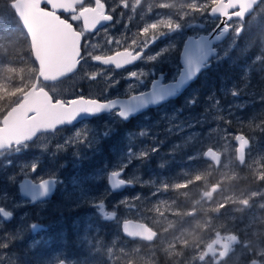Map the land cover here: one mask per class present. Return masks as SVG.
Here are the masks:
<instances>
[{"label": "rangeland", "instance_id": "obj_1", "mask_svg": "<svg viewBox=\"0 0 264 264\" xmlns=\"http://www.w3.org/2000/svg\"><path fill=\"white\" fill-rule=\"evenodd\" d=\"M215 1L161 0L160 3H156V6L162 9V12L154 14V20L145 25L139 32L126 28L117 35L114 44L110 41L108 45H103V47L97 44L98 41L90 42L89 51L95 52L104 48V52L107 53L118 47L140 49L155 40L157 46H152V52L147 54L142 62L135 67L115 71L104 67H94L92 63L84 62L74 75L54 83H40L39 86L48 91L54 100H62L66 103L76 97L107 101L115 97H126L145 92L151 83L149 78L151 72H160L161 67L159 64L164 65L169 79L172 80L178 75L180 65L178 57L176 58L171 54L180 48L182 40L187 36H193L200 32L195 23L204 24L207 29H210L211 20L206 12L207 8ZM259 7L251 16L252 18L259 12L264 13V0H261ZM144 16L145 12H142L141 17ZM131 18L132 15L128 16L126 20L128 21ZM252 18L246 19L245 23H251ZM238 26L239 23L235 25L233 34L228 37L225 43L218 47L216 60L228 58V50L235 45L237 37H239H236ZM260 61H262L260 67L249 66L245 62L244 66L237 64L233 69L241 71L242 80L248 82L253 79L262 80L259 86L264 88V70H262L264 69V59ZM226 65L229 66L228 63ZM235 74L237 75V72ZM256 86L258 84L251 83L249 91L244 93V95L246 98H254V101L263 100L264 89L259 93V91L257 92L253 89ZM236 87V92H239V87ZM204 90L207 91L206 89ZM232 90L234 88L224 93L231 94ZM206 95L207 97L204 94L198 95L194 102L192 91H187L179 98L178 102H168L156 109L154 113L142 115L137 122V129L128 136L129 141H133V144L126 146L127 142L125 139V146L120 151L111 150L109 142L103 143V139L108 138L103 133L105 131L110 133L120 123L118 116L115 113H111L99 117L95 121H84L53 133L42 134L33 143L15 146L8 151L0 153V208L9 211L13 215L12 220L8 223L0 219V230H3V232H0L2 234L0 240L6 242L4 237L17 238L18 240L26 235L31 237V234L33 235L37 228L33 229L31 227L33 224L31 225L28 220L25 221V218L32 216L31 213L34 208L35 213L45 211L55 223L59 219L75 218L77 213H74V211L79 208H84V212L92 210V214L88 212L85 216L83 211L79 212L81 215L80 221L85 224V222L89 223L96 211V208L91 205L100 203L108 206V208L112 206L113 209L108 211L103 209L101 211L97 208L98 212H113V215L119 218V224L126 219L141 222L147 220L151 227L154 229L157 227L160 230L157 247H162L165 251L171 252V248L179 243L183 257L188 255V259L183 264H207L208 255L201 253L200 250L195 251L194 254H188V250H192L194 244L199 241H194L196 237L192 231L177 226L181 218H173V214L177 213L169 209L167 196L165 194L163 196L158 195L161 194L159 188H162L163 192L168 186L171 188L173 186L174 189L181 186L186 187L185 182L179 184V182L177 183L178 179L175 181L170 178L171 180L166 179L167 183L165 181L163 183V180H161L163 185L159 184L158 186L152 180V184L156 185L152 193L156 195L154 199H150L151 196L147 198L145 195L142 197V195L136 193L125 195L115 200L107 197L109 191L107 189L106 193L102 185L104 184L103 181L106 183L107 175L115 171H121L122 175L124 173L127 177L123 176L124 178L133 181L137 179V183L142 184L143 181L135 177L134 159L141 154H146L148 151L159 154L160 148L157 142L159 137H161L165 148H167L168 144L176 145L179 148L187 146L190 149V154L186 156V161L201 159V155L206 148L214 149L222 157L219 167L214 169L212 166H207L208 173L217 182L214 186L220 188L219 182L226 180L228 176L247 180L249 178L261 186L254 189L244 188L241 190L242 192L232 190L236 187L230 188L226 186L220 191H209L207 194H205V190L199 189L198 195L194 200L195 208L190 212H198V208L202 204L205 205V208L211 207L212 210L206 211L205 214L203 212V216L200 218H194L190 226L194 228L193 230H198L199 235L205 233L206 222L213 224L215 230L222 228L224 232H231L237 227V231L234 234H245L246 226L241 227L239 224L243 222L246 224L248 220L249 225V222L257 220L260 214H251L247 220L245 219L246 216L244 217L245 220H242V216H236V213H243V216L247 215L249 209L246 206L229 207L226 212L225 210L220 212V210L232 203L243 204L245 199L257 197L264 193V142L254 139L253 133L248 136L244 134L249 140L250 146L245 152L243 165L238 166L235 160L233 139L240 132H235L232 128H228L227 125L231 116L234 115V120L239 118L235 116L236 113L233 109L235 106L232 104L224 105L225 103L223 104V102L220 103L217 98L213 97V94L207 93ZM201 98L204 99L202 102H200ZM244 101L246 102L247 100ZM233 102L237 103L235 100ZM229 109L230 111H228ZM150 117L153 118L150 119ZM219 120H223L224 124L219 126ZM156 135L159 136L156 137ZM143 137H148L151 143L143 141ZM166 139H168V143H165ZM105 144H108L113 155H110L109 160H105L102 163L97 162L98 166L92 170L90 168L88 172L84 173L80 169L82 162L96 155L100 156L103 152L102 147ZM21 157L25 159H20ZM157 158L159 157L157 156ZM131 164L133 166H130ZM75 166L79 167V169H76L77 173L82 172V174L72 173L75 170ZM63 167L67 169L62 170ZM24 177L30 178L34 182L46 178H54L57 188L53 198L30 206L25 199L18 195L17 184ZM88 177L97 178L88 179ZM144 184L149 187L151 181ZM205 188H208V186ZM247 191L250 192L247 193ZM184 196L186 195L184 194ZM157 204H160L159 210L157 209ZM32 206L35 207L32 208ZM251 212L253 211L249 213ZM233 215L237 217L236 220ZM81 218H84V220ZM218 219H224V223H218ZM13 221L14 224L10 227L6 226ZM259 221L262 222L261 220L257 222ZM187 238L191 239L192 242L190 244L187 242ZM172 253L176 257L178 256V252H175V250ZM59 259L65 260L68 264L75 263L74 260L66 256L61 258L58 254L50 264H56ZM210 259L212 262L216 261V257Z\"/></svg>", "mask_w": 264, "mask_h": 264}, {"label": "trees", "instance_id": "obj_2", "mask_svg": "<svg viewBox=\"0 0 264 264\" xmlns=\"http://www.w3.org/2000/svg\"><path fill=\"white\" fill-rule=\"evenodd\" d=\"M11 1L13 0H0V122L4 115L20 101L21 95L33 84L37 74V67L30 53L27 36L9 7ZM261 59H264V13L259 12L252 18L251 23L246 25L242 35L237 37L235 45L228 50V58L217 60L215 62L216 69L208 71L205 76L203 74L191 87L192 90H198V95H201L200 92L206 89L205 93L213 92L220 103L235 106L233 107L235 116L239 118L234 120V115L231 116L227 122L228 128L246 136L253 133L254 139L264 142V99L254 101V98H246L244 95L249 91L251 83L258 84L253 89L261 93L264 89L263 86H259L262 80L253 79L250 82L242 80L241 71L233 69L237 64L244 66L245 62L249 66L260 67L262 65ZM227 63L229 66L226 65ZM236 86L239 87V92H236ZM231 88H234L231 94L220 93L231 90ZM202 98L200 102L204 100ZM234 100L237 103L233 102ZM140 118L141 116L123 124L122 130L132 133L135 124L137 129V122ZM152 118L150 117V119ZM218 124L221 126L224 121L219 120ZM107 137V139H103V143L109 142L111 150H117L116 141L113 140V132L111 131ZM157 142L160 148L159 154L148 151L149 153L141 154L134 159L135 177L143 181L141 184L137 183V179L135 180L142 197L145 194L144 189L148 188L144 183L151 181L150 186H152V180L156 183L160 179L155 175L156 172L165 176L167 180L183 175L186 179V185L188 182V185H201L200 181L203 178L214 183V178L208 173V164L202 159L186 161V167L179 168L183 157L190 154V149L187 146L179 148L176 145L168 144L165 148L161 137ZM165 143H168V139ZM118 144L120 149L125 146L122 136ZM110 148L108 144H105L102 147L101 155H96L82 162L80 169L86 173L90 168L92 170L98 166L97 162L102 163L109 160L110 155H113ZM20 159L25 158L21 157ZM66 169L65 167L62 168V170ZM74 169L73 174L77 173L76 169L79 167L75 166ZM78 174H82V172ZM177 179L178 177L175 181ZM103 183V190L107 193V185L105 181ZM107 197L112 198V194H107ZM167 200L169 209L177 213L174 199ZM34 207L32 206V208ZM83 209L79 208L74 211L77 213L75 218H63L64 220L59 219L55 223L45 211L35 213L34 208L31 213L32 216H27L25 221L28 220L31 225L37 221L36 224L41 226L40 229L37 228L38 235L34 238L35 247H30L33 245L32 241L27 243L25 239L4 237L9 247L4 248V243L0 240V257H7V259L0 260V263L50 264L58 254L61 258L66 256L74 260V264H183L188 259V255L183 257L182 253H178L176 257L172 252L157 247L160 235V230L157 227L155 229L158 238L152 244L131 241L121 235L119 218L115 217L113 212L107 213L106 217L105 212L99 213L96 208L89 223L84 221L85 224H83L80 221L79 212L83 211L84 216L89 212H84ZM103 209L108 211L113 207L104 206ZM177 215L173 214V218L176 219ZM67 217L70 218L68 215ZM81 219L84 220V218ZM144 222L147 223V220ZM12 224L14 221L6 226L10 227ZM27 231L29 232V230Z\"/></svg>", "mask_w": 264, "mask_h": 264}, {"label": "water", "instance_id": "obj_3", "mask_svg": "<svg viewBox=\"0 0 264 264\" xmlns=\"http://www.w3.org/2000/svg\"><path fill=\"white\" fill-rule=\"evenodd\" d=\"M63 1L47 0L51 5H58ZM259 2L260 0H218L211 6L208 12L209 16L213 19L220 18V21L208 34L196 38L190 37L184 41L179 58L180 70L174 81L163 84H160V80L153 81L147 91L126 98L99 101L78 97L67 104L59 100L53 102L45 90L37 89V84L39 79L43 82L64 79L77 70L80 57V35L74 32L69 24L59 20L50 12L39 9L41 0L10 2V7L28 38L38 74L34 84L23 94L22 100L1 119L0 152L9 150L12 146L32 143L43 133H52L66 126L71 127L85 120L109 114L115 109H118L117 114L120 119L127 121L131 117H136L149 109L157 108L169 100L176 99L197 80L203 70L209 68L211 60L217 56V46L223 43L228 36L230 30L228 23L231 20L244 22ZM80 14L85 30L93 31L109 21L93 9H85ZM219 29L220 31H218ZM241 31L242 27L237 30V33H241ZM186 47L189 54L199 53L202 47L208 53L207 58L193 59L191 55L185 54ZM132 54L131 51H119L108 57L98 58L94 62L121 70L140 60L141 53ZM191 72H198V75L195 78H190L189 73ZM181 74L185 76L186 82L181 83L178 88L171 87L180 83ZM233 143L235 144L236 161L242 165L250 142L243 134L238 133L235 135ZM202 158L212 163L215 168L219 167L221 163L220 154L211 148L203 152ZM120 173L121 171H115L107 175L106 184L109 191V178L121 182L120 189L110 192L119 193L133 186L131 182L123 179ZM25 181H29V183L24 184ZM55 182L54 178L34 182L30 178L24 177L17 184L18 195L30 201L31 204L44 202L54 194ZM22 184L24 185L23 189L21 188ZM33 191L43 192L45 197H39L37 201L33 202L30 195ZM3 221L10 222L7 218H3ZM120 231L123 237L132 241L151 243L156 238V232L147 224L132 219L121 221ZM56 264L68 263L60 260Z\"/></svg>", "mask_w": 264, "mask_h": 264}, {"label": "flooded vegetation", "instance_id": "obj_4", "mask_svg": "<svg viewBox=\"0 0 264 264\" xmlns=\"http://www.w3.org/2000/svg\"><path fill=\"white\" fill-rule=\"evenodd\" d=\"M64 1H66V2L60 3L58 5H55V4L52 5L51 10H48L47 8H44V7H39V9L49 11L51 14L58 17L59 20L65 21L70 26H72L75 32L80 33V35H81V47H80L81 54H80L79 67H81L84 62H90V63H92V66H94V67H100V68L104 67L106 69H112L115 71L126 70V69H129L131 67H135L136 65L140 64L142 62V60L144 59V57L147 54L152 52L151 47L157 46L156 41L152 40L148 46H142L140 49H133V48H130V49L126 48L125 49V47H118V48L111 50L107 53L104 52V48H101L100 50H96L95 52H91L88 49L90 42L94 41V40L98 41L97 44L100 45L101 47H103V45H108L110 41H111V43L114 44L116 39H117V35L120 34L121 31L126 29V28H129L131 31H138L139 32L145 25H147L148 23H151L154 20V14H156V13L160 14L162 12V9L157 8V6H156V3H160L161 0H64ZM217 1L218 0H216L214 3H212L211 6H213ZM260 3H261V1H260ZM259 4H258V6H256L254 8V11L252 12V14L246 19H250L251 16H253V13L260 8ZM61 5H71V8L67 9V11L71 13L72 18H70L69 15L56 12L55 8H58ZM211 6L209 8H207V12H206L207 16L211 20L210 29H207L204 26V24L195 23V26L200 29V32L196 35H193V36H191V35L187 36L184 40H182L180 48L178 50H176L173 54H171V55L175 56L176 58L178 57V63H179V58H180V53H181L183 43L187 38H190V37L196 38L200 35H206L218 25L220 18L213 19L208 14ZM9 7H10V5H9ZM10 9H11V7H10ZM85 9L95 10L96 13H99L103 18H106L107 20H109L108 23H105L101 27H98L97 30L94 32L85 31L84 27H83V20H82L81 14H80L81 11H83ZM11 11L13 12L12 9H11ZM142 12H145L144 17H141ZM131 15H132V18L127 21L126 18L128 16H131ZM246 19L244 20V22H240L238 20L237 21H230L228 23L229 24L228 26L230 27L228 37H230L233 34V32L235 30V25L237 23H239L238 29L240 27H242V31H241V33L238 34L237 33L238 29H237L236 30V37L241 36L245 30L246 25L248 24V23H245ZM218 31H220V29ZM223 43H225V41ZM223 43H221L220 45H222ZM220 45L217 46V56H218V47ZM124 50L131 51L133 54L141 53L140 60L137 63H135L131 66L125 67L121 70H116L112 66L105 67L101 63H99V64L94 63V60H96L98 58L108 57V56H110L116 52L124 51ZM217 56L211 60L210 67L203 70L199 74L197 80L200 79V77L203 74L205 76V74L208 71L216 69L215 62L217 61L216 60ZM164 58H166V56H164ZM179 65H180V63H179ZM159 66L161 67L160 72H158V73L151 72V76H149V78L151 79V83L153 81H156V80H160V84H163L166 82H171V81H174L176 79V77L178 76L177 75L174 79L170 80L168 77L167 70H165V68H164V65L159 64ZM225 71H227V70H225ZM178 74H179V72H178ZM197 80L195 82H197ZM150 84H149V86H150ZM192 85H190L189 88H187L184 92H182L176 99L170 100L169 102H171V101L178 102L179 98L183 94H185L187 91L192 90V87H191ZM205 92H200V93L204 94L207 97V95H206L207 93H205ZM224 92H220V93H224ZM192 93L194 95V102H195V97L198 95V90H192ZM208 94H213V97H215V94L213 92H209ZM132 95H134V94H132ZM129 96H131V95H129ZM129 96H126V97H129ZM126 97H115V98H126ZM155 110L156 109L149 110L143 114H146V113L150 114V113L154 112ZM228 111H230V109ZM111 113H115L118 116V114H117L118 109L113 110ZM106 115H109V114H106ZM106 115H101L100 117L106 116ZM98 118H95V119L93 118L90 121H92V120L95 121ZM118 118L120 120V123H118V125L115 126V128L112 132H113V140L116 141V149H117V151H120L119 150L120 147H119L118 143H119L121 136L123 137L124 142L126 139V142H127L126 146L133 144V141H129L128 136L131 135L135 131L136 124L134 125L135 128L133 129V132L130 133L128 131L122 130V127H123L122 125L126 124L129 120H132L134 118H130L127 121H122L119 116H118ZM156 137H158V135H156ZM142 140L151 143V141L148 137H145ZM158 140H159V138H158ZM207 149H209V148H206L205 150H207ZM187 155H185L183 157V160L180 161L181 166H179V168H184L187 165L186 164L187 163L186 162V156ZM201 159L204 160L202 158V155H201ZM235 160H236V155H235ZM221 161H222V157H221ZM205 162L208 164V167L212 166L215 169V167L212 163L207 162V161H205ZM242 165L238 164V166H242ZM155 175L160 178L156 181L158 186H159V184L163 185L161 183L162 179H163V183H164V181L166 183L168 182L165 179V176H161L159 172H156ZM121 176L123 177V176H125V174L123 173V175H121ZM177 177H178L177 183L179 182V184H181V183L186 182V179L184 178L183 175L177 176ZM177 177H174L172 179L176 180ZM126 178L123 177V179H126ZM126 180H128L129 182H131L133 184V186L130 189H126V190L119 192V193H113V192H110L108 190L109 191L108 194H112L113 199L116 200V199H119L125 195H132V194L139 193V190H138L139 187L136 186L135 181L130 180V179H126ZM258 182H262V181H258ZM216 183H217L216 180L214 181V183H212V182H210L209 179L203 178L200 181L201 185H188L189 184V182H188L186 187L181 186L179 188L176 187V189H174L173 186H172V188L168 186L166 188V190L163 191L164 193L162 192V188H159V191L161 192V194H158L159 196H163L165 194L168 199H170V200L174 199V201H175V206L177 208L176 210H177V214H178L177 217L181 218V221H179L177 223V226L184 227V228H187L188 230L192 231L196 237V239L194 240V238H193V240L197 241V242L199 241L197 244H194L192 250H190V251L188 250V254H194L195 251L200 250L201 253H205L208 255L207 264H264V193L258 195L257 197H251V198L245 199L243 204L232 203L231 205H228V206H226L220 210V212L222 210H225V212H226L229 207L230 208H232V207L237 208L240 206H246L247 209H249L247 211L248 212L247 215L243 216V213H236V216H242V220H245V219L247 220L248 216L251 214H256V215L260 214V217L253 222H249V225H248V220H247L246 224H245V222H243L242 224H239V226H241V227L246 226L245 234H234V232L237 231V229H236L237 227L235 229H233L231 232H224V229H222V228L215 230V226L209 222H206L207 226H206V230H205L204 234L199 235L198 230H193L194 229L193 227L191 228L190 225H192V221L194 220V218H200L203 216V214H202L203 212L205 214L206 211L212 210L211 207L205 208V205L202 204L198 208V212H190V211L194 210V208H195L194 200L196 199V196L198 195L199 189L205 190L206 191L205 194H207L209 191H211V192H216L217 190L220 191L222 188H224L226 186L230 187V188L236 187L232 190H237V191H241L244 188H249V189H254L256 187L259 188V186H261L249 178L247 180L244 178H232L230 176H228L226 178V180H222L221 182H219L220 188L214 186V185H216ZM210 185H211V187L209 188ZM206 186H208V188H205ZM155 187H156V185H152V186H149L147 189H144V191H145L144 195L147 198H149V196H151L150 199H154L156 197V195L152 194V193L155 190ZM239 187H242V188H239ZM56 188H57V183H56ZM55 192H54V194H55ZM249 192L250 191H247V193H249ZM54 194L52 195V197L50 199L53 198ZM184 194L186 196H184ZM179 196H181V197H179ZM244 198H245V196H244ZM184 200H185V202H184ZM28 203H29V205H37L38 204V203L37 204H31L30 202H28ZM147 204H149V203L147 202ZM159 208H160V204H157V209L159 210ZM184 209H185V211H184ZM88 211L91 214L93 213L92 210H88ZM250 211H253V212L249 213ZM247 212H244V213H247ZM210 214H212V213H210ZM204 216H207V215H204ZM222 216H220V217H222ZM233 217H235V216L233 215ZM244 217H245V219H244ZM236 219H237V217H235V220ZM223 220L224 219H218L217 222L222 223ZM258 220H261L262 222H260V221L257 222ZM143 223L147 224L151 229H153V227H151L150 224H148L146 222H143ZM153 230L156 232V229H153ZM221 233H224V234H221ZM37 235H38V232L36 231L35 235H32L31 237L29 235H26L22 239H25V241L27 243H29L33 240L32 242L35 245V239L34 238ZM157 238H158V236H157V232H156L155 240H157ZM154 241H152L151 243H148V244H152ZM2 242L4 244L6 243L5 241H2ZM139 242H141V241H139ZM187 242H189V244H190L192 241L190 238H187ZM144 243H146V242H144ZM171 249H172V251L175 250V252L182 253L179 243H177ZM214 257H216V261L212 262L210 258H214Z\"/></svg>", "mask_w": 264, "mask_h": 264}, {"label": "snow or ice", "instance_id": "obj_5", "mask_svg": "<svg viewBox=\"0 0 264 264\" xmlns=\"http://www.w3.org/2000/svg\"><path fill=\"white\" fill-rule=\"evenodd\" d=\"M41 7L47 8L48 10H51L52 9V5L49 4L47 2V0H41ZM69 8H71V5H61V6H59L56 9V12L57 13H63V14L69 15L70 18H72L71 17V13L67 11V9H69ZM153 27H155V25H153ZM201 39H203V38H201ZM185 54L186 55H191L193 59H196L198 57L201 60L207 58V55H208V53L206 51H204L202 47H201V51L199 53H195L194 52V53H191V54H189L188 49L186 47L185 48ZM196 75H198V72H191V73H189V77L190 78H195ZM184 82H186L185 81V76L183 74H181V76H180V83L175 84V85H173L171 87H177L178 88V87H180V84L181 83H184ZM103 135L105 137H107L109 135V133L107 131H105L103 133ZM120 175H122V173H120ZM96 178L97 177H88V179H96ZM109 179H110V191L120 189L121 182L115 181L112 178H109ZM27 183H29V181H25L24 182V184H27ZM21 188L22 189L24 188V185L23 184L21 185ZM30 195H31V200L33 202L37 201V199L39 197H45V193H43V192H39L38 193V192L33 191ZM91 206L93 208H99L101 211H103V208H104V204H100V203H94ZM105 216L107 217V213H105ZM3 218H7V220L10 221L12 219V214L10 212H7V211L3 210L2 208H0V219H3ZM31 227L33 229H35V228H39L41 226L38 225V224H33ZM89 227H90V225H89ZM3 247L4 248H7V247H9V245L7 243H5L3 245ZM30 247H35V245L33 244ZM6 258H7L6 256H3V257H0V260H4Z\"/></svg>", "mask_w": 264, "mask_h": 264}, {"label": "bare ground", "instance_id": "obj_6", "mask_svg": "<svg viewBox=\"0 0 264 264\" xmlns=\"http://www.w3.org/2000/svg\"><path fill=\"white\" fill-rule=\"evenodd\" d=\"M13 1H14V0H13ZM260 1H261V0H260ZM11 2H12V1H11ZM65 2H66V1H63L62 3H65ZM259 3H260V2H259ZM259 3H258V4H259ZM9 5H10V3H9ZM257 6H258V5H257ZM45 11H47V10H45ZM47 12H49V11H47ZM14 15H15V14H14ZM52 15H53V14H52ZM54 16H55V15H54ZM15 17H16V16H15ZM57 18H58V17H57ZM16 19L18 20L17 17H16ZM231 21H234V20H231ZM18 22H19V20H18ZM64 22H65V21H64ZM65 23H66V22H65ZM67 24H68V23H67ZM19 25H20V22H19ZM228 25H229V24H228ZM20 27H21V25H20ZM71 27H72V26H71ZM83 27H84V26H83ZM72 28H73V27H72ZM21 29H22V27H21ZM22 30H23V29H22ZM73 30H74V29H73ZM84 30H85V28H84ZM96 30H97V28H96L95 30H93V31H90V30H87V29H86L85 31H87V32H94V31H96ZM229 31H230V30H229ZM23 32H24V31H23ZM74 32H75V31H74ZM24 33H25V32H24ZM76 33H78V32H76ZM78 34L80 35V33H78ZM238 34H239V33H238ZM228 35H229V32H228ZM80 37H81V35H80ZM227 38H228V36H227ZM227 38H226V40H227ZM27 39H28V38H27ZM226 40H225V41H226ZM28 42H29V41H28ZM29 46H30V44H29ZM79 47H81V41H80V46H79ZM30 53H31V51H30ZM80 54H81V50H80ZM31 56H32V55H31ZM32 59H33V58H32ZM33 61H34V60H33ZM79 61H80V57H79ZM34 63H35V62H34ZM94 63H95V62H94ZM35 64H36V63H35ZM96 64H99V63H96ZM36 67H37V65H36ZM105 67H106V66H105ZM108 67H110V66H108ZM209 67H210V66H209ZM79 69H80V67H79V65H78L77 70H76L73 74L69 75L68 77L74 75ZM37 74H38V68H37ZM37 74H36V76H35V79H36V77H37ZM68 77H66V78H68ZM66 78H64V79H66ZM35 79H34V81H35ZM64 79H61V80H64ZM61 80H58V81H61ZM34 81H33V84H34ZM58 81H54V82H58ZM54 82H43V81H41V80L39 79V80H38V84H37V89L41 88V89L45 90L43 87L39 86L40 83H54ZM193 83H195V82H193ZM193 83H192V84H193ZM33 84H32V85H33ZM192 84H190V85H192ZM32 85H31V86H32ZM190 85H189V86H190ZM31 86H30V87H31ZM189 86H188V88H189ZM30 87H29V88H30ZM29 88H28V89H29ZM148 88H149V87H148ZM28 89H27V90H28ZM27 90H26V91H27ZM147 90H148V89H147ZM26 91H25V92H26ZM45 91H46V90H45ZM25 92H24V93H25ZM46 92L50 95V97H51V99H52L53 102L58 101V100H54V99L52 98L51 94H50L48 91H46ZM24 93H23V94H24ZM23 94L21 95V99H20V101L22 100V96H23ZM76 98H78V97H76ZM83 98H84V97H83ZM74 99H75V98H74ZM86 99H87V98H86ZM71 100H72V99H71ZM71 100H68L66 103L63 102L62 100H59V101H61V102L64 103V104H67V103H68L69 101H71ZM96 100H97V99H96ZM20 101H19V102H20ZM99 101H100V100H99ZM169 101H170V100H169ZM169 101H168V102H169ZM19 102H18V103H19ZM168 102H167V103H168ZM18 103H17V104H18ZM17 104H16V105H17ZM165 104H166V103H165ZM16 105H15V106H16ZM162 105H164V104H162ZM162 105H161V106H162ZM161 106H159V107H161ZM159 107L154 108V109H158ZM154 109H149V110H154ZM149 110H147V111H149ZM147 111H146V112H147ZM143 113H145V112H143ZM143 113L140 114V115H138V116H136V117H131V118H137V117H139V116H142V115H144ZM196 113H197V112H196ZM109 114H110V113H109ZM103 115H106V114H103ZM100 116H101V115H100ZM100 116H98V117H100ZM98 117H94V119H95V118H98ZM92 119H93V118H92ZM90 120H91V119H89V120H85V121L89 122ZM83 122H84V121H83ZM80 123H81V122H80ZM75 125H77V124H75ZM75 125H73V126H75ZM71 127H72V126H71ZM63 128H67V126H66V127H63ZM63 128H60V129H63ZM60 129H57V130H60ZM57 130H55V131H57ZM55 131H54V132H55ZM52 133H53V132H52ZM43 134H46V133H43ZM237 134H238V133H237ZM240 134H242V133H240ZM41 135H42V134H41ZM243 135H244V134H243ZM39 136H40V135H39ZM39 136H38V137H39ZM244 136H245V135H244ZM245 137H246V136H245ZM246 138H247V137H246ZM36 139H37V138H36ZM36 139H35V140H36ZM33 142H34V141H33ZM33 142H32V143H33ZM29 144H30V143H29ZM22 145H25V144H22ZM17 146H20V145H17ZM13 147H15V146H12L11 148H13ZM11 148H10V149H11ZM10 149H9V150H10ZM6 151H8V150H6ZM3 152H5V151H3ZM0 153H2V152H0ZM244 161H245V160H244ZM237 163H238V162H237ZM243 163H244V162H243ZM186 164H187V163H186ZM238 164H239V163H238ZM239 165H240V164H239ZM185 167H186V166H185ZM239 176H240V175H239ZM125 180H126V179H125ZM127 181H128V180H127ZM55 183H56V182H55ZM129 189H130V188H129ZM125 190H126V189H125ZM55 191H56V190H55ZM194 194H195V193H194ZM181 195H182V194H181ZM180 197H181V196H180ZM183 198H184V197H183ZM23 199H24V198H23ZM25 200H26V199H25ZM26 201H28V200H26ZM46 201H47V200H46ZM28 202H30V201H28ZM37 203H39V202H37ZM35 204H36V203H35ZM76 208H77V207H76ZM176 209H177V208H176ZM169 211H170V210H169ZM159 213H160V212H159ZM49 218H50V217H49ZM174 220H175V219H174ZM41 222H42V221H41ZM140 222H141V221H140ZM119 225H120V224H119ZM153 229H154V228H153ZM10 232H11V231H10ZM120 232H121V231H120ZM121 235H122V234H121ZM124 238H125V237H124ZM128 240H129V239H128ZM32 241H33V240H32ZM131 241H132V240H131ZM135 241H136V240H135ZM171 252H172V251H171ZM62 260H63V259H62ZM58 261H59V260H58ZM64 261H65V260H64Z\"/></svg>", "mask_w": 264, "mask_h": 264}]
</instances>
